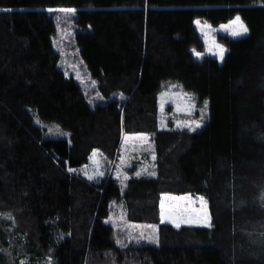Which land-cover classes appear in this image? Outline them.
Returning <instances> with one entry per match:
<instances>
[{
  "label": "trees",
  "instance_id": "obj_1",
  "mask_svg": "<svg viewBox=\"0 0 264 264\" xmlns=\"http://www.w3.org/2000/svg\"><path fill=\"white\" fill-rule=\"evenodd\" d=\"M57 7L76 10L72 43L99 93L121 101L91 107L65 75L47 11ZM236 15L248 32L220 36L222 62L196 59L194 19ZM171 84L208 102L200 130L157 129V95ZM34 117L69 139L44 138ZM122 132L150 135L153 177H131L121 193L109 177L68 171L94 148L114 159ZM163 193L203 196L210 226L161 222ZM112 202L127 221L157 224L158 245L117 246L104 223ZM3 213L16 247L0 229V264H264V0H0Z\"/></svg>",
  "mask_w": 264,
  "mask_h": 264
},
{
  "label": "rangeland",
  "instance_id": "obj_2",
  "mask_svg": "<svg viewBox=\"0 0 264 264\" xmlns=\"http://www.w3.org/2000/svg\"><path fill=\"white\" fill-rule=\"evenodd\" d=\"M52 9L54 11L50 12L49 9H47V11L54 19L56 25V36L53 38V46L54 50L58 53L59 66L65 72V75H69L75 79L86 98L87 104H89L91 107H94V105L97 103H104V101L109 102L113 99L121 101L122 99H120L121 95L119 93H114L109 97H104L99 93L95 80L90 76L88 69L83 64L84 61L82 57H80L78 51L74 47L72 43V32L74 25L71 20H74L73 17L75 13L69 14L55 11L57 9H61L60 7ZM236 16H234L230 20H233ZM196 20H199L201 22V25L199 27L194 23V21ZM230 20L214 25L199 18L194 19L193 26L203 42L202 51H197L201 52L203 54L202 56L197 57L193 53L192 49V54L196 59H200L203 56H210L217 59V61L222 62L223 59H221L219 55L215 54L218 49L213 46L214 44L222 45L225 49V55L226 46L222 43L220 36L226 35L230 38H239L247 34L245 33L241 36L233 37L229 32H226L220 27L223 24H227ZM207 25H211V28H208ZM173 85L175 84L169 85V88L161 90L157 95V129H184L190 131L188 127H177V122L198 120L201 121L200 127L195 128L194 131L190 132H196L200 130L208 120V103L206 110H204L202 113L201 110L204 109V102L206 100L201 104H198L192 92L183 88L174 89V87H171ZM161 92L169 93L163 112L160 108ZM182 93H188L194 98L195 110L190 115L186 112L176 110L178 104L183 106L185 103V99L177 95ZM202 115L203 119L201 120ZM34 123L43 130L44 138H62L65 140L69 139L68 132L62 129L56 123L45 122L38 117H34ZM193 127L195 126L193 125ZM133 134H144V138L133 136L132 139H129L127 141L125 140V136H132ZM116 148V155L112 160H107V158L103 155V153H101L98 148H94L90 151L88 159L85 163L77 167L68 166L67 169H74L75 171L73 172L79 174L81 177L91 182L100 181L109 177L117 183L121 193L123 192L125 183L129 178L154 176L149 175V173H155V159H153V157H155V154L153 152L152 141L148 133L122 132L120 134L118 144H116ZM94 151L95 155H93ZM85 172H87L88 175L94 176V178L89 180L85 175ZM137 172L140 173L139 176L136 175ZM98 173H103V175H99ZM182 197L183 199H181ZM199 197L203 196L192 194H161L159 207L161 205L162 199L164 202L163 218L160 215L162 219L161 222L169 223L174 227H177V224H179V226H210L211 217L209 215L207 201L204 199V201L202 202ZM110 208L111 211L108 217L104 220V223L110 225L114 229V237L117 246L120 245V241L117 239V237L120 239L125 238L126 241L132 242L135 245L139 246L158 245L157 224L127 221L124 217V208L120 203L112 202ZM205 214H207V219ZM8 220H10L9 213L0 214V229L4 232V235H6L9 246L16 247L14 234L16 225L14 222ZM7 221L10 223L8 230H10L12 233L7 230ZM116 231L118 232L116 233ZM115 233L117 236H115ZM110 263L115 264L114 261H111Z\"/></svg>",
  "mask_w": 264,
  "mask_h": 264
},
{
  "label": "snow or ice",
  "instance_id": "obj_3",
  "mask_svg": "<svg viewBox=\"0 0 264 264\" xmlns=\"http://www.w3.org/2000/svg\"><path fill=\"white\" fill-rule=\"evenodd\" d=\"M49 11L51 12V11H54V10L53 9H49ZM55 11H60V12L72 14V13H75L76 10L72 9V8H61V9H57ZM194 23L198 27L201 25V22L199 20L194 21ZM207 27L211 28V25H207ZM220 27L223 30H225L226 32H229L233 37L241 36V35H243V34L248 32V28L244 25L243 21L241 20V18L239 16H236L233 20H230L227 24H223ZM206 43H207V41H206ZM213 46L216 49H218V51L215 54L219 55V57L221 59H223L224 52H225L224 47L222 45H216V44H214ZM209 50H211V49H209ZM193 53L197 57H200V56L203 55L201 52H197L195 49H193ZM171 87H175V85H173ZM177 95L180 96L181 98H184L185 99V103H184L183 106L178 104L176 110L177 111L186 112V113H188L190 115L195 110L194 98L191 95H189L188 93H182V94H177ZM168 96H169L168 92H161L160 93V108H161L162 112H163L165 103L167 102ZM207 103H208L207 101L204 102V109L201 110L202 113H203L204 110H206ZM202 119H203V115L201 116V120ZM200 124H201V121H198V120L178 121L177 122V127H180V128L188 127L190 131H194L195 128L200 127ZM193 125L195 127H193ZM133 136L144 138V134H133L132 136H125V140L127 141L129 139H132ZM93 155H95V151H94ZM153 159H155V157H153ZM68 171L69 172H73L75 170L72 169V168H69ZM98 174L99 175H103V173H98ZM85 175L88 177L89 180L94 178V176L88 175L87 172H85ZM136 175L139 176L140 173L137 172ZM149 175H155V173H149ZM181 199H183V197ZM199 199L202 202L204 201L203 197H199ZM160 207H161V216L163 218V215H164V202H163V199L161 200ZM205 216H206V219H207V214H205ZM176 226L179 227V224H177Z\"/></svg>",
  "mask_w": 264,
  "mask_h": 264
},
{
  "label": "crops",
  "instance_id": "obj_4",
  "mask_svg": "<svg viewBox=\"0 0 264 264\" xmlns=\"http://www.w3.org/2000/svg\"><path fill=\"white\" fill-rule=\"evenodd\" d=\"M77 174V173H76Z\"/></svg>",
  "mask_w": 264,
  "mask_h": 264
}]
</instances>
